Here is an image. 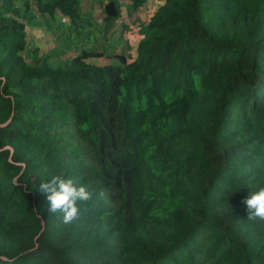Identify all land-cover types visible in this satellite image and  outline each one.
<instances>
[{
	"label": "trees",
	"instance_id": "trees-1",
	"mask_svg": "<svg viewBox=\"0 0 264 264\" xmlns=\"http://www.w3.org/2000/svg\"><path fill=\"white\" fill-rule=\"evenodd\" d=\"M81 2L0 0V264H264L242 203L264 186V0H164L132 61L92 34L60 62L30 51L60 15L83 36ZM98 4L106 37L124 3ZM55 175L93 192L70 223Z\"/></svg>",
	"mask_w": 264,
	"mask_h": 264
},
{
	"label": "rangeland",
	"instance_id": "rangeland-1",
	"mask_svg": "<svg viewBox=\"0 0 264 264\" xmlns=\"http://www.w3.org/2000/svg\"><path fill=\"white\" fill-rule=\"evenodd\" d=\"M81 1L84 10L83 14H91L92 19L95 20L92 22V26L87 27L85 32L82 33L83 36L78 35V32H80L79 30L78 32H71V30L69 29L71 23L69 22L68 18L60 15L61 23L67 25V30L64 35H54L52 31L47 30L45 25H31L26 27L27 42L30 51H34L37 48V54L39 57L50 56V62H60L65 58H73L78 55L79 52L77 51V49L81 44L82 38L84 36H87V34H92L94 36H101L100 42L108 50H114L119 55L120 53H124L126 56H128V60L132 61L136 58V49L140 41V35L138 33L141 26H143L144 23L146 25L150 21L153 14L164 3V0H148L138 10L132 12L133 14L131 16H133V18L127 19V24L128 26H131V29L126 33H123L124 30L122 31V29L121 31L119 30L122 27V24L120 23L122 21L121 17L116 22L113 29V31H119L116 34L114 41H110L111 37L109 35L112 34V30L106 37H102L103 35L101 34V31L98 27V24L100 23L98 20L103 16L101 6L99 4H96L98 0ZM103 1L105 2V0ZM29 2L32 6L33 13H35L37 15V18L40 19L41 14L38 12L36 0H29ZM121 3H124L123 8L127 9V4H130V0H121ZM122 12L124 11L122 10ZM72 28L74 29L75 27ZM66 38L68 39L64 41ZM31 54L32 53H24L29 62L32 61L29 60V58L32 56ZM86 63L101 67L108 65L110 61L102 57L98 59H88L86 60Z\"/></svg>",
	"mask_w": 264,
	"mask_h": 264
},
{
	"label": "clouds",
	"instance_id": "clouds-1",
	"mask_svg": "<svg viewBox=\"0 0 264 264\" xmlns=\"http://www.w3.org/2000/svg\"><path fill=\"white\" fill-rule=\"evenodd\" d=\"M40 187L46 194L49 211L61 214L65 223L76 219L80 212L79 203L87 202L93 196L87 185H78L73 178H65L62 175L53 176L50 182H44ZM242 203L246 207L248 219L264 221V186L253 189Z\"/></svg>",
	"mask_w": 264,
	"mask_h": 264
},
{
	"label": "crops",
	"instance_id": "crops-1",
	"mask_svg": "<svg viewBox=\"0 0 264 264\" xmlns=\"http://www.w3.org/2000/svg\"><path fill=\"white\" fill-rule=\"evenodd\" d=\"M96 1V0H95ZM107 0H105V2H106ZM96 4H98V1L96 2ZM122 10L124 11V12H122L123 14L121 15V17H122V21L120 22L121 24H122V27L119 29L120 31H121V29H122V31H123V33H126L127 31H129L130 29H131V26H128V18L130 19V18H133V16H131L133 13H130V12H128L127 11V9H125V8H122ZM99 22H101L102 21V18L101 19H99L98 20ZM144 25H145V23H144ZM113 29H114V27H113ZM113 29H112V34H110L109 36L111 37V39H110V41H114V39H115V36H116V34L118 33V31H113ZM123 35V34H122ZM117 37H118V35H117ZM140 40L142 39V35L140 34ZM108 40H109V37H108ZM107 59V58H106ZM109 60V59H108ZM110 61V60H109Z\"/></svg>",
	"mask_w": 264,
	"mask_h": 264
},
{
	"label": "built area",
	"instance_id": "built-area-1",
	"mask_svg": "<svg viewBox=\"0 0 264 264\" xmlns=\"http://www.w3.org/2000/svg\"><path fill=\"white\" fill-rule=\"evenodd\" d=\"M139 36V35H138Z\"/></svg>",
	"mask_w": 264,
	"mask_h": 264
}]
</instances>
